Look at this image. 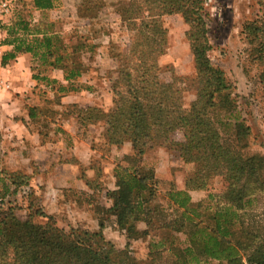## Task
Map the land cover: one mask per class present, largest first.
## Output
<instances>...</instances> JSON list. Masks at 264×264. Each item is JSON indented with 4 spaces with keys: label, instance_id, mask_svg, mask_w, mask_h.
Returning <instances> with one entry per match:
<instances>
[{
    "label": "rangeland",
    "instance_id": "obj_1",
    "mask_svg": "<svg viewBox=\"0 0 264 264\" xmlns=\"http://www.w3.org/2000/svg\"><path fill=\"white\" fill-rule=\"evenodd\" d=\"M125 2L128 0H56V8L39 12L33 8V0H16L12 25L18 16L30 22H42V29L61 37L60 55L68 56L65 61L68 70H78L81 75L68 84L63 72L51 70L49 62L55 59L43 63L32 56L31 71L18 75L11 71L12 60L4 63L5 54L11 48L8 46L4 51L3 78L8 75L14 85L27 83L29 90L15 93L10 87L0 100V198L6 195V212L13 208L22 223L31 220L39 226L47 225L46 219L35 214L42 210L54 217L55 228L67 234L73 229L93 233L103 224L104 237L116 250L122 252L130 244L128 251L136 264H177L175 251L193 247L191 231L177 233L162 226L177 218L171 193L184 191L186 181L196 174L195 164L185 163L179 147L173 145L183 143L187 132L181 130L150 143L140 158L143 172L152 170L153 179H149L148 189L135 194L151 199L149 206L155 209V217L164 222L154 223L150 228L138 222L135 237L128 240L117 229L113 203L107 199V192L117 188L116 168L132 167L139 159L138 154L130 142L120 149L111 146L106 139L104 122L81 125L79 119L85 118L80 113L86 112V108L111 112L118 101L116 92L127 91L120 72L133 69V60L125 57L134 33L119 14ZM205 9L212 46L209 58L232 85L230 100L235 105L216 107L211 118L224 141L234 142L244 157H264V85L261 82L264 61L253 58L245 33L248 25L264 21V0H205ZM162 25L167 46L165 54L156 58V73L163 84H171L174 90L180 91L183 108L188 111L199 89L188 36L190 27L180 15L164 16ZM31 37L22 31L18 34V38L25 40ZM130 71L136 79L134 70ZM39 78L59 83L50 84ZM32 110L43 115L39 113L33 118ZM237 119L247 132L245 148L235 140ZM24 125L40 136L31 139ZM20 175L29 176V186L17 191L11 185V177L18 180ZM79 181H89L92 188L98 189L97 193L80 191ZM229 187L223 177L216 176L206 191L191 192L193 207L198 208V217H191L194 218L191 225L215 227L214 213L230 206L225 200ZM150 188L154 191L151 198ZM87 203L95 205V210L86 211ZM229 215L232 225L228 229L234 234L230 237L234 245L242 242L244 246L247 232L264 237V195L248 198L243 211L232 209ZM162 241L166 244L163 257L151 258L152 245ZM255 246L241 251L244 264H248L247 254ZM13 258L10 254L4 264H13ZM188 260L191 262L192 258Z\"/></svg>",
    "mask_w": 264,
    "mask_h": 264
},
{
    "label": "trees",
    "instance_id": "obj_2",
    "mask_svg": "<svg viewBox=\"0 0 264 264\" xmlns=\"http://www.w3.org/2000/svg\"><path fill=\"white\" fill-rule=\"evenodd\" d=\"M55 6L56 0H33V8L39 12L52 10ZM119 14L134 33L129 53L125 57L133 60V69L127 68L120 72L123 82L127 83V91L116 92L118 101L111 112L101 113L86 108V112L80 113L85 118L79 117L81 125L104 122L106 139L111 146L122 148L130 142L133 151L138 154L139 159L132 167L116 168L117 188L107 192V199L113 203L112 211L118 231L131 240L137 233L136 223L144 222L150 228L154 223L164 222L155 217V209L149 206L151 199L135 194L148 189V181L153 179L152 170L143 172L145 168L140 158L145 155L150 143L185 130L186 140L173 145L179 147L178 151L185 163L195 164L196 174L186 181L184 191L171 193L177 218L162 226L167 231L177 233L186 232L187 229L191 231L193 247L175 251L177 264H244L241 251L252 245L256 246L247 254V263L264 264V237L247 232L245 247L242 242L238 246L234 245L230 239L234 236L228 229L232 225L228 219L231 217L230 211H243L248 198L264 195V157H244L236 150L234 142L224 141L211 118L216 107L222 105V108H233L235 105L230 100L232 85L225 73L215 67L209 58L212 46L205 0H128L121 4ZM167 15L182 16L190 27L188 36L198 71L199 89L197 99L188 111L183 108L180 91L174 90L171 84H163L156 73V58L165 54L167 46L166 31L162 25V18ZM20 31L32 37L26 40L18 38ZM245 33L252 47L253 58L264 61V21L248 25ZM8 34L7 45L13 50L5 54V64L20 55L29 54L43 63L55 59L49 62L51 70L62 71L68 84L80 77V71L72 68L68 70L65 63L68 56L60 55L61 37L42 29V22H30L18 16ZM130 69L134 70L136 79L130 74ZM40 80L49 81L50 84L59 83L48 78ZM261 82L264 85V76ZM38 114L32 110L31 117ZM230 116L233 117L232 112ZM243 127L237 119L235 140L245 148L247 132ZM216 176L223 177L230 186L225 198L230 206L214 213L213 228H200L201 224L191 225L194 220L191 217H198V208L193 207L190 193L206 191ZM29 180V176L20 175L18 180L14 176L11 177V185L16 186L18 191L25 186L28 188ZM94 190L96 194L98 189ZM150 191L151 198L154 191ZM5 196L0 198V264H4V259H8L10 254L14 256L13 264H136L128 251L130 244L122 252L116 250L105 239L103 224L100 225V231L93 233L73 229L67 234L55 228L54 217L42 210L35 214L46 219L47 225L39 226L31 220L22 223L13 208L6 212ZM165 245L164 241L153 244L150 257H163ZM189 257L192 258L191 262Z\"/></svg>",
    "mask_w": 264,
    "mask_h": 264
},
{
    "label": "crops",
    "instance_id": "obj_3",
    "mask_svg": "<svg viewBox=\"0 0 264 264\" xmlns=\"http://www.w3.org/2000/svg\"><path fill=\"white\" fill-rule=\"evenodd\" d=\"M7 49H9V47H7L5 49V51H7ZM13 49L11 48V51ZM29 60H31V55L29 54H25V55H20L18 56L16 59L11 61V71L14 73H17L18 75L21 73H23L24 71L30 70L31 71V64L29 62ZM9 69V67H8ZM56 72V71H55ZM62 72V71H61ZM53 73V79H55L56 77H54ZM24 76V75H23ZM4 81H6L7 83H9L10 87H12V89H14L15 93H24V91H28L29 90V86L26 83L25 84H18V85H14L10 78H8V75H6L4 77ZM6 91H0V100L4 98ZM29 126V124H28ZM24 128L26 129L27 135L32 139V138H38V136H40V134H37L33 131H31L27 125H24ZM124 147V146H123ZM122 147V148H123ZM120 149V148H117ZM89 181L85 182V181H79L77 184H81V186L79 187L80 191H87L88 193H91L92 195L95 194V190L92 188L91 185H89ZM83 185V186H82ZM95 205H91L90 203H87L86 206H84V208L86 209V211L91 212L92 210H95ZM91 209V210H90Z\"/></svg>",
    "mask_w": 264,
    "mask_h": 264
},
{
    "label": "built area",
    "instance_id": "obj_4",
    "mask_svg": "<svg viewBox=\"0 0 264 264\" xmlns=\"http://www.w3.org/2000/svg\"><path fill=\"white\" fill-rule=\"evenodd\" d=\"M16 11V0H0V91H8L10 89V85L6 81H4V78L2 76V57L5 49L8 47V32L11 28Z\"/></svg>",
    "mask_w": 264,
    "mask_h": 264
}]
</instances>
